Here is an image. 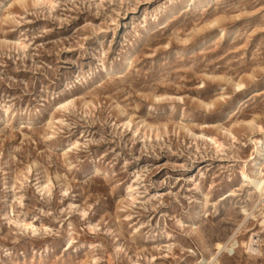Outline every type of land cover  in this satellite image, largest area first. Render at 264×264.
Listing matches in <instances>:
<instances>
[{
  "label": "rangeland",
  "instance_id": "374dc122",
  "mask_svg": "<svg viewBox=\"0 0 264 264\" xmlns=\"http://www.w3.org/2000/svg\"><path fill=\"white\" fill-rule=\"evenodd\" d=\"M12 2L0 264H264V0Z\"/></svg>",
  "mask_w": 264,
  "mask_h": 264
},
{
  "label": "bare ground",
  "instance_id": "6f19581e",
  "mask_svg": "<svg viewBox=\"0 0 264 264\" xmlns=\"http://www.w3.org/2000/svg\"><path fill=\"white\" fill-rule=\"evenodd\" d=\"M18 2H22L23 0H17ZM13 2H12V0H5L4 2H3V5H2V7H4V6H6V5H8V4H12ZM2 7L0 8V15L2 14V12H3V9H2ZM240 85V84H239ZM212 139H214L215 140V142L216 143H219V140H217L216 138H214V137H212ZM264 147V138H262V139H259V141H258V144H257V147H256V150L254 151V152H256L257 153V156L255 157V159H258V158H261V156H263L264 155V153H263V148ZM255 164L257 165L258 164V160L255 162ZM245 174V173H244ZM246 176V175H245ZM257 176V175H256ZM251 177V181L252 182H256V180H257V177ZM247 177V176H246ZM256 187L258 188V189H260V190H263L264 189V180L263 179H259L258 180V182L256 183ZM244 222V221H243ZM263 224H264V221L262 222ZM243 224V223H242ZM240 229V228H239ZM236 231H238V230H235V232ZM241 231V230H240ZM236 234H238V233H236ZM236 234H232V235H236ZM230 239V238H229ZM234 239V238H233ZM231 240V239H230ZM235 240H237V239H235ZM239 240V239H238ZM254 239H251L250 240V242H252ZM232 242V241H231ZM229 243V242H228ZM246 243V242H245ZM234 244H235V242H234ZM227 243H222V242H218L217 243V249H218V255L220 254V253H222L223 251H224V249L225 248H227ZM238 245V244H237ZM242 245H244L243 243H242ZM250 245V244H249ZM254 245V244H253ZM235 246V245H234ZM250 248H251V250L252 251H258V248H257V246L256 247H251V246H249ZM248 250H250V249H248ZM250 250V251H251ZM260 250V249H259ZM231 251V250H230ZM251 251V252H252ZM216 254V256L214 257V259H216V258H218V255ZM220 260V259H219ZM212 261L214 262V260L212 259ZM211 259L209 258V257H205L201 262H199L198 264H211ZM219 264V263H218Z\"/></svg>",
  "mask_w": 264,
  "mask_h": 264
}]
</instances>
